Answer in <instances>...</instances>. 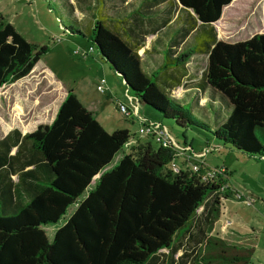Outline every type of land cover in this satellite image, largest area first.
I'll return each mask as SVG.
<instances>
[{"label": "trees", "instance_id": "obj_1", "mask_svg": "<svg viewBox=\"0 0 264 264\" xmlns=\"http://www.w3.org/2000/svg\"><path fill=\"white\" fill-rule=\"evenodd\" d=\"M66 1L67 30L97 48L101 60L140 104L180 127L210 129L172 91L161 88L159 80L175 79L168 69L182 67L194 54H206L204 82L198 90L209 89V103L219 95L225 108L224 121L212 134L264 159V32L225 42L216 40L212 27L204 28L217 21L232 0H177L194 14L192 28L200 22L198 36L203 39L175 56L166 50L162 65L149 74L141 68L137 49L99 13L84 27L70 16ZM46 51L27 41L0 11V88L27 76ZM131 136L128 129L106 131L69 88L52 122L26 133L13 156L9 152L15 140L10 134L0 139V264H152L162 249L167 250L165 264H249L253 248L213 232L228 197L221 189L226 181L219 174L204 178L207 167L192 171L182 161L175 171V147L163 146L152 136L130 141ZM25 143L28 154L18 162L32 166L23 175L39 183L36 188L25 185L18 174L27 199L16 203L10 165ZM126 144L128 153L107 168ZM97 174L94 187L86 191ZM74 203L76 209L50 240L43 227L56 224Z\"/></svg>", "mask_w": 264, "mask_h": 264}, {"label": "rangeland", "instance_id": "obj_2", "mask_svg": "<svg viewBox=\"0 0 264 264\" xmlns=\"http://www.w3.org/2000/svg\"><path fill=\"white\" fill-rule=\"evenodd\" d=\"M67 7L66 0H0L1 13L15 29L27 41L47 48L46 53L34 66L32 76L27 75L20 79L21 81L18 80L12 85L7 83L0 88V116L5 115L3 100L6 90L13 94H20L21 90L30 89L28 93L32 96L35 93L33 83H37L40 75L37 72L45 67L60 83L74 89L79 98L92 108L94 117L99 120L106 131L128 129L132 134L130 141L149 140L148 136H141L137 132L140 125L137 115L125 116L119 112V102L128 104L122 80L114 74L106 62L99 58L95 46L90 51L92 44L86 38L67 30L70 25ZM80 15L83 20L89 19L83 14ZM87 20L82 22V26H87ZM218 20L220 26L218 27L219 24L216 23L217 27H214L217 36H220L218 39L221 38L225 42L241 41L255 33H263L264 0H232L224 7ZM201 64L202 66L197 68L200 71L204 65ZM192 66L196 68L195 65ZM193 74L192 71L189 76L192 77ZM200 92L202 91L197 89L190 90L191 94L194 93L196 102L202 105L203 94ZM208 95L209 93L206 92V97ZM208 100L204 99L203 106L197 107L202 109L190 105H186V108L208 124L210 129L196 126L180 127L174 119L163 117L158 114L159 112L157 113L156 110L144 104H140L139 114L149 120L157 119L155 114L159 115L158 120L167 128L173 139L181 146L184 143L190 145L191 152L198 155L202 154L205 148L208 149V152L196 159L200 158L203 166L209 170L220 172L223 169L220 176L229 187L226 191L228 197L222 202L224 209L213 232L225 236L228 230L231 231V235L227 236L228 239L253 248L249 264H264V161L230 144H224L214 137L212 134L214 128L222 122L221 120L224 121L225 108H221L219 95L215 97V101L211 102L212 104ZM22 101L28 100L23 99ZM29 102L31 103L30 100ZM18 107H16V114H23V109L21 107L18 109ZM218 113L219 119L216 118ZM129 147L128 144L124 145L107 168L115 165L124 153H128ZM175 161L176 164L183 161L186 167L195 163V160L188 161L183 155ZM93 187L91 182L86 191ZM86 191L77 199V202L84 198ZM236 192L239 193L237 197L233 194ZM76 207V203L72 204L56 224L43 227L50 240L55 230L63 224ZM185 248L188 251L191 249L189 246ZM180 253L181 251L174 256V259ZM166 259L167 250L162 249L152 264H165Z\"/></svg>", "mask_w": 264, "mask_h": 264}, {"label": "crops", "instance_id": "obj_3", "mask_svg": "<svg viewBox=\"0 0 264 264\" xmlns=\"http://www.w3.org/2000/svg\"><path fill=\"white\" fill-rule=\"evenodd\" d=\"M68 1L70 16L75 18L76 21L81 24L84 20H87V18L84 20L81 19L80 16L82 15L80 14L89 18L86 22V25L88 26L89 24H92L93 17L99 13L109 28L120 36L126 44L137 49L141 68L147 74L157 70L162 65L166 50H171L175 56L179 52L193 46L196 43V40L200 41L203 39V36H198L200 22L197 21L196 26L192 28V25L194 24L192 16H194V14L191 9H184L177 0ZM224 7L222 8V11ZM216 23L219 24V27L220 22L218 20L204 28L209 29L212 27V33H214L216 40H222L221 38L218 39L219 35L217 36L214 27L216 26ZM162 37L164 38L162 39ZM208 43H211V41ZM206 62V54L201 53L192 55L182 67L170 68L167 70V74L174 76L175 79H170L171 77L169 78L167 76L160 78L159 81L162 84L161 88L172 91L171 95L181 104L203 106L204 99H208V97H206V92L209 93V89L200 92L203 94L201 98L202 105L196 102L194 93L191 94L190 90H198L203 84ZM201 63L204 65L200 71L197 68L202 66ZM192 65H195L196 68ZM33 69L28 74L29 76H32ZM192 71L194 74L190 77L189 74ZM37 73H40V75L37 78V83H33L35 93H33L32 96L28 93L31 91L30 89L25 91L21 90L20 94H13L12 92H9V90H6L4 95L3 102L5 104V115L0 116V139L10 134L11 140H15L16 143H12L13 146L9 152V155L11 156L16 153L19 142L26 133L32 132L40 124H50L52 122L59 105L66 96L67 90L71 88L60 83L48 68L43 67ZM13 83L10 84L12 85ZM75 94L80 102L88 110L92 111V108L89 105H86L76 92ZM23 99L28 101L23 102ZM17 106L23 109V114H16ZM155 115L157 116V119L152 120L159 121V115ZM17 137H19L18 140H16ZM28 146V143L21 144L19 152L16 155L17 158H14L10 165L15 173L12 175V181L14 182L16 203L26 202L27 199L24 190L21 188V185L17 183V180L18 174H21V177H24L23 173L32 168L29 164H24L21 161L18 162L19 159H22L24 155L28 154ZM188 146L190 147V145ZM259 160L264 161V159ZM98 176L99 174L92 179V184H94L96 180L95 178ZM37 179L39 181L42 178L41 176H38ZM22 183L36 188L37 183L39 182H36L35 180L34 184L32 180L24 177L22 178ZM223 209L222 203L221 214ZM200 211L201 208L198 209V213ZM218 221L219 219L215 222V229ZM229 235H231V231L228 230L227 235L220 236L229 242L241 243L228 239L227 236Z\"/></svg>", "mask_w": 264, "mask_h": 264}, {"label": "built area", "instance_id": "obj_4", "mask_svg": "<svg viewBox=\"0 0 264 264\" xmlns=\"http://www.w3.org/2000/svg\"><path fill=\"white\" fill-rule=\"evenodd\" d=\"M90 51H92V48H90ZM125 98L128 101V104L119 102L118 104V109L119 112L122 113L125 116H131L132 114L137 115L138 119H139V127H138V134H140L141 136H152L156 141L160 142L161 145L163 146H173L176 148V156L177 158L180 155H183L184 157H186V159L189 161L190 159L195 160L194 164L191 165L190 167H188L189 169H191L192 171H197L201 166H203V164L201 163V161L199 159H196V157H202V154H205L206 152H208V149L205 148L203 150L202 154H196L193 151L191 152V147L189 146H179L175 140L173 139V137L169 134L167 128L163 125H161L158 122L146 119L144 117H142L139 114V107H140V102L138 100L137 97L130 95L127 90L125 91ZM176 158V159H177ZM175 159V160H176ZM173 161L171 163V168L175 171L179 170V165L176 164V161ZM184 160V159H183ZM186 161V160H185ZM183 162V161H182ZM223 172V169H221L220 172H218L217 170H206V173L204 175V178H211L213 177L215 174H219ZM227 188V189H225ZM224 191L229 190V187L227 186V184H225L224 186H222L221 188ZM236 197L239 195V193H233ZM228 224V223H226ZM229 225V224H228Z\"/></svg>", "mask_w": 264, "mask_h": 264}, {"label": "water", "instance_id": "obj_5", "mask_svg": "<svg viewBox=\"0 0 264 264\" xmlns=\"http://www.w3.org/2000/svg\"><path fill=\"white\" fill-rule=\"evenodd\" d=\"M123 84H124V81L122 80Z\"/></svg>", "mask_w": 264, "mask_h": 264}]
</instances>
